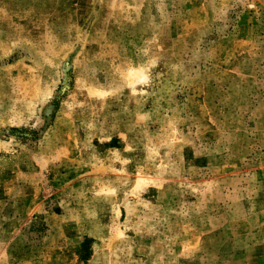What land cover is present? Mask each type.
<instances>
[{"label":"rangeland","instance_id":"374dc122","mask_svg":"<svg viewBox=\"0 0 264 264\" xmlns=\"http://www.w3.org/2000/svg\"><path fill=\"white\" fill-rule=\"evenodd\" d=\"M0 264H264V0H0Z\"/></svg>","mask_w":264,"mask_h":264}]
</instances>
